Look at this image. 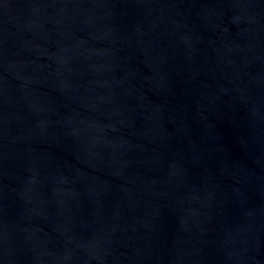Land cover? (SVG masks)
<instances>
[{"label": "water", "instance_id": "95a60500", "mask_svg": "<svg viewBox=\"0 0 264 264\" xmlns=\"http://www.w3.org/2000/svg\"><path fill=\"white\" fill-rule=\"evenodd\" d=\"M0 264H264V0H0Z\"/></svg>", "mask_w": 264, "mask_h": 264}]
</instances>
